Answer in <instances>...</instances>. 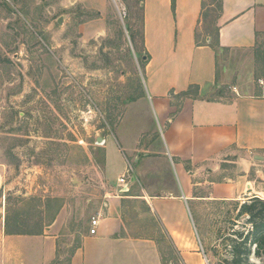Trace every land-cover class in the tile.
<instances>
[{
	"label": "rangeland",
	"instance_id": "374dc122",
	"mask_svg": "<svg viewBox=\"0 0 264 264\" xmlns=\"http://www.w3.org/2000/svg\"><path fill=\"white\" fill-rule=\"evenodd\" d=\"M141 3L0 0V264H36L43 248L24 249L22 240H37L62 211V244L51 264H69L93 216L118 195L119 170L135 166L125 156L141 131L154 129ZM206 7L201 39L215 41L220 3ZM248 56L221 53L220 69ZM252 200L210 209L209 264H264L256 243L264 199ZM244 203L255 206L254 220Z\"/></svg>",
	"mask_w": 264,
	"mask_h": 264
},
{
	"label": "crops",
	"instance_id": "0c3cea01",
	"mask_svg": "<svg viewBox=\"0 0 264 264\" xmlns=\"http://www.w3.org/2000/svg\"><path fill=\"white\" fill-rule=\"evenodd\" d=\"M218 1L215 42L200 34L207 0H142L154 129L139 133L125 156L135 166L116 175H127L129 191L116 184L118 195L93 216L96 234L91 220L69 264H209L210 209L264 199V0ZM224 52L249 56L220 69ZM109 165L107 155V173ZM62 216L22 240L43 248L36 264L57 257Z\"/></svg>",
	"mask_w": 264,
	"mask_h": 264
},
{
	"label": "trees",
	"instance_id": "16d2710c",
	"mask_svg": "<svg viewBox=\"0 0 264 264\" xmlns=\"http://www.w3.org/2000/svg\"><path fill=\"white\" fill-rule=\"evenodd\" d=\"M204 19H205V14L203 15V20ZM218 36H219V30L217 28V34H216V37H215V42H217ZM252 201L256 202V201H260V200L257 199V198H255ZM261 203L263 204L262 206H263V209H264V201H261ZM254 208H255L254 205L253 206H249L247 203H245V204H243V206L241 208V211L243 213H248L250 215V218L249 219L250 220H254L256 218V214H255V209ZM262 229H263V232H264V227ZM250 237L251 236L249 234L245 237L244 241L241 244V245H243V247L244 246L246 247L248 241L250 240ZM256 241H257L256 243H257L258 247L261 246V247L264 248V234H262V236L258 237L256 239ZM243 255H247V253H244V254H240L239 253V254H237L238 259L241 260V258L243 257Z\"/></svg>",
	"mask_w": 264,
	"mask_h": 264
},
{
	"label": "built area",
	"instance_id": "2783aa9c",
	"mask_svg": "<svg viewBox=\"0 0 264 264\" xmlns=\"http://www.w3.org/2000/svg\"><path fill=\"white\" fill-rule=\"evenodd\" d=\"M128 173L129 172H127V174ZM126 179H127V175H124L123 177H121L119 179V183L122 185L121 189H120L121 193H125V192L129 191V186L127 184ZM91 225H92V229L90 230V234L95 235L96 234V230H97V226H98V219L93 218L92 222H91ZM207 263H208V261H207Z\"/></svg>",
	"mask_w": 264,
	"mask_h": 264
},
{
	"label": "water",
	"instance_id": "95a60500",
	"mask_svg": "<svg viewBox=\"0 0 264 264\" xmlns=\"http://www.w3.org/2000/svg\"><path fill=\"white\" fill-rule=\"evenodd\" d=\"M62 22L61 21H59V24H61ZM144 60H146V58H144ZM102 141V139L101 138H99L98 139V142H101Z\"/></svg>",
	"mask_w": 264,
	"mask_h": 264
}]
</instances>
